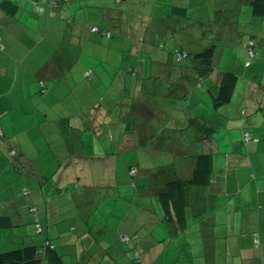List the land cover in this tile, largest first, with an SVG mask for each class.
<instances>
[{
	"label": "crops",
	"instance_id": "crops-1",
	"mask_svg": "<svg viewBox=\"0 0 264 264\" xmlns=\"http://www.w3.org/2000/svg\"><path fill=\"white\" fill-rule=\"evenodd\" d=\"M35 1L0 0L5 247L49 240L44 264H264V89L237 85L233 122L214 106L225 71L260 72L244 48L217 46L258 40L251 0H48L42 13ZM207 45L212 61L195 58ZM204 154L208 183L180 187L183 211L167 210V184L190 181Z\"/></svg>",
	"mask_w": 264,
	"mask_h": 264
},
{
	"label": "trees",
	"instance_id": "trees-1",
	"mask_svg": "<svg viewBox=\"0 0 264 264\" xmlns=\"http://www.w3.org/2000/svg\"><path fill=\"white\" fill-rule=\"evenodd\" d=\"M48 0H37L34 3L35 11L42 13L43 8L37 5L39 2L45 3ZM57 3H55L56 5ZM252 14L256 17L264 18V0H251L250 2ZM95 28V27H93ZM98 28V27H96ZM93 30V29H92ZM100 29L98 28V31ZM107 36H109L108 32H105ZM249 39L246 42H242L243 48L245 49L246 54L250 58L246 61L245 66L250 67L253 63V59L257 57V53L255 51L257 40ZM1 44V39H0ZM2 45V44H1ZM3 46V45H2ZM216 47L212 45L207 48L203 52H200L195 56V58L202 60L203 62H211L214 57ZM177 53L183 55L182 58H179ZM175 55L179 60L187 58V54L183 51L176 50ZM87 78H90V73H87ZM239 83V76L234 71H225L223 73L219 93L217 97L214 98V106L220 107L226 105L231 102L235 89ZM44 87V83L41 82ZM244 112V111H243ZM246 117V115H245ZM2 130V129H1ZM3 132V131H2ZM249 134L250 138L246 139L245 135ZM1 137H4V134H0ZM243 140L245 142L249 141H258V138H255L249 131H245L243 135ZM213 160L210 154H204L197 158L196 167L194 169L193 178L190 181H182V180H173L167 184V190L163 191L161 194V201L164 203V206L167 210L171 207L172 202L176 203V213L179 214L183 211L182 206L185 203V198L183 196V191H180V187L187 189L189 186L195 185H206L209 181V175L212 171ZM136 170L135 173L131 172L132 177L135 178L136 173L138 172L137 168H133ZM132 169V171H133ZM25 196L29 195V191L24 192ZM175 201V202H174ZM29 212L35 214L34 227L37 234L43 233V227L40 220V217L37 215V207L31 206L29 208ZM182 219V217H179ZM10 218L7 216H0V264H44L43 260L48 251H53L55 249V245H53L49 240H44L40 247L35 244H22L19 247L8 249L6 251L2 250V230L11 226ZM252 238L255 244H260V233L253 232ZM132 236L122 235L120 236V241L122 243H130L133 241ZM48 242L49 245L46 243ZM136 261L141 260V254L136 249Z\"/></svg>",
	"mask_w": 264,
	"mask_h": 264
},
{
	"label": "rangeland",
	"instance_id": "rangeland-1",
	"mask_svg": "<svg viewBox=\"0 0 264 264\" xmlns=\"http://www.w3.org/2000/svg\"><path fill=\"white\" fill-rule=\"evenodd\" d=\"M256 35L259 37V38L257 37L258 40H257L256 47H255V51L257 53V57L252 60L253 61V63H252L253 66L249 70H251V69H253V67L259 65L260 72H259V74H257V76L248 75V76H246L243 79L240 72H242L241 69H244V68L242 66H240V67L239 66H235V67H237L239 69V72L234 71V70L233 71L239 76V83H238V85H239V87H241V91H242V89H245V84L248 81H251V80L252 81L255 80L256 83H257V85H259L258 87L259 88L263 87L262 89H264V27L263 28H260L257 31V34ZM110 36L111 35L109 34V37ZM243 41H244V39L238 38V39L235 40L234 45H229L228 44V45H217V46H219L218 49L220 50V52L225 51V55H226V58H227L228 55L233 52V50H235V52H237V47H240V49L243 48V44H242ZM211 46L212 45H207L206 48H209ZM202 47H204V45H202ZM235 56L236 57L238 56V58L241 61V64L243 66L245 65L246 61L250 59L248 57V55L246 56V52L244 54H242V53H236ZM231 57H232V55H231ZM234 59H236V58H234ZM229 68L231 70L234 67H229ZM255 77H258V78L255 79ZM249 92H250V90H249ZM216 97H217V95H216ZM236 101H238V100L235 97H233L232 100H231V104L228 103L229 105L226 106V109L228 111H226L225 114H221V116H224L225 117L226 122L229 121V118L231 120L230 122H233L234 118L237 117V116H239V114H240V111H239L240 109L238 107V102L236 103ZM220 111H222V110H220ZM227 112H231L233 117L231 116V113L228 115ZM220 118L221 117L219 116V119ZM244 119H245V117H244ZM121 156H123V155H121ZM113 157L115 159V155ZM128 158H129L128 164H130V166H133V164H135V162H136V153H130L129 156H128ZM112 180H114V182L116 181V179H112ZM0 182H2V181L0 180ZM110 182H111L110 179H106V180H103L102 179V181H101V179L98 177L97 180H96V182H95V184H94V186H97V187L98 186H102V185L104 186V184H108ZM20 196L23 197L24 195L22 193H20ZM28 228L30 230H32V226H29ZM26 229H27V227H26ZM6 235H7L6 233H5V236L3 235V241H2V250H4V251L8 250L7 247H5V240H7L6 239ZM38 236H40V235H38ZM15 246H17V245H15Z\"/></svg>",
	"mask_w": 264,
	"mask_h": 264
},
{
	"label": "built area",
	"instance_id": "built-area-1",
	"mask_svg": "<svg viewBox=\"0 0 264 264\" xmlns=\"http://www.w3.org/2000/svg\"><path fill=\"white\" fill-rule=\"evenodd\" d=\"M93 31H98V28H96V27L93 28ZM0 48H3V46H2L1 44H0ZM177 55H178L179 58H182V57H183V55H181V54H179V53H177ZM0 134H3V132H2L1 129H0ZM245 138H246V139L250 138V135H249V134H246V135H245ZM135 172H136V170L133 169L132 173H135ZM46 244L49 245L48 242H47Z\"/></svg>",
	"mask_w": 264,
	"mask_h": 264
}]
</instances>
